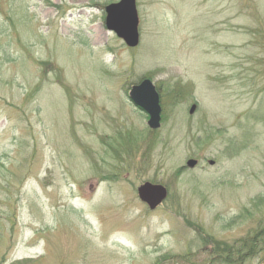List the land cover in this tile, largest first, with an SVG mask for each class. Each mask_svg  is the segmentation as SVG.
<instances>
[{
    "label": "rangeland",
    "instance_id": "374dc122",
    "mask_svg": "<svg viewBox=\"0 0 264 264\" xmlns=\"http://www.w3.org/2000/svg\"><path fill=\"white\" fill-rule=\"evenodd\" d=\"M116 1L0 0V264H222L264 221V0H136L133 48Z\"/></svg>",
    "mask_w": 264,
    "mask_h": 264
},
{
    "label": "water",
    "instance_id": "95a60500",
    "mask_svg": "<svg viewBox=\"0 0 264 264\" xmlns=\"http://www.w3.org/2000/svg\"><path fill=\"white\" fill-rule=\"evenodd\" d=\"M105 25L124 44L130 48L136 47L139 43L138 14L136 0H118L105 6ZM129 100L142 111L148 118L146 121L150 129H158L161 124V106L159 93L154 82L149 78H144L140 82L133 84L128 91ZM195 105L189 108L192 113ZM197 164L196 159H188L185 165L193 168ZM209 164H214L209 160ZM138 198L147 205L150 210L156 209L167 197V189L159 183L149 181L142 182L137 187Z\"/></svg>",
    "mask_w": 264,
    "mask_h": 264
},
{
    "label": "trees",
    "instance_id": "16d2710c",
    "mask_svg": "<svg viewBox=\"0 0 264 264\" xmlns=\"http://www.w3.org/2000/svg\"><path fill=\"white\" fill-rule=\"evenodd\" d=\"M212 252L215 261L222 264H230L231 258H236L233 261L237 262L231 264H238L243 256L249 258L255 255H259L264 264V221L252 233L242 237L237 245L226 249L218 246Z\"/></svg>",
    "mask_w": 264,
    "mask_h": 264
}]
</instances>
